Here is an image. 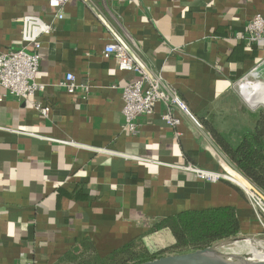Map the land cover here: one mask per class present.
Returning <instances> with one entry per match:
<instances>
[{"label":"crops","instance_id":"obj_1","mask_svg":"<svg viewBox=\"0 0 264 264\" xmlns=\"http://www.w3.org/2000/svg\"><path fill=\"white\" fill-rule=\"evenodd\" d=\"M50 1L0 0V54L23 48L26 15L54 28L41 39L37 81L45 89L34 98L49 116L12 96L0 103V264H55L84 241L101 257L139 237L149 249L147 241L166 238V248L172 233L153 227L189 210L230 206L243 234L261 233L235 185L180 168L235 174L203 125L177 111L173 129L158 104L137 119L136 135L125 128L122 90L138 75L120 71L104 48L122 37L199 121L226 135L243 131L258 109L237 88L264 61V42L251 41L247 28L264 19V0H66L62 8ZM68 73L89 87L86 97L60 86Z\"/></svg>","mask_w":264,"mask_h":264},{"label":"built area","instance_id":"obj_2","mask_svg":"<svg viewBox=\"0 0 264 264\" xmlns=\"http://www.w3.org/2000/svg\"><path fill=\"white\" fill-rule=\"evenodd\" d=\"M124 3L125 0H115ZM66 0H51L50 6L62 8ZM60 20L63 15L57 16ZM21 42L23 48L0 54V87L5 93H0V103L8 96L31 103L35 110L47 118L51 112L49 106H45L34 100L37 93L42 92L45 86L37 81L40 65L41 39L50 35L53 25L37 15H26L21 19ZM249 39L254 42H264V19L261 15L255 16L248 24ZM31 50V51H29ZM104 57L114 58L120 71L133 72L138 75L137 80L126 85L122 90L124 102L123 115L126 120L125 128L133 135L138 133L137 119L150 116L154 113L158 104L164 105L166 112L162 119L173 129L178 128L181 120L174 116L178 111L190 119V121L202 128L201 122L191 113L186 103L172 91L160 75L144 61L136 46L127 42L120 36L108 43L104 48ZM60 86L69 94L76 95L82 92L86 97L89 87L77 84L76 77L68 73ZM176 137H180L178 131ZM181 169L195 174L199 179L209 183L228 181L244 192L247 200L254 210L257 221L264 235V193L247 180L236 168H231L242 180L241 184L231 178L227 172H212L196 166L187 165ZM222 245V244H221ZM28 264H38L31 261Z\"/></svg>","mask_w":264,"mask_h":264},{"label":"trees","instance_id":"obj_3","mask_svg":"<svg viewBox=\"0 0 264 264\" xmlns=\"http://www.w3.org/2000/svg\"><path fill=\"white\" fill-rule=\"evenodd\" d=\"M249 116L252 119L251 127L229 135L217 130L208 120L200 122L235 168L264 193V110L250 113ZM160 230H169L175 243L154 252L148 248L143 237H139L101 257L93 243L84 241L70 249L55 264H140L163 256L205 250L238 240L244 226L235 208L227 206L189 210L161 219L152 232Z\"/></svg>","mask_w":264,"mask_h":264},{"label":"bare ground","instance_id":"obj_4","mask_svg":"<svg viewBox=\"0 0 264 264\" xmlns=\"http://www.w3.org/2000/svg\"><path fill=\"white\" fill-rule=\"evenodd\" d=\"M240 86H241V94L243 95L245 100L249 103V105L252 108H256L259 105H264V80L263 79L254 80L252 77H250L249 79L244 81L242 84H240ZM230 177L237 180L241 184L242 180L239 178L237 174H234ZM207 257L212 260L225 262L228 264H239L241 261H246L245 262L246 264L254 263V262L264 260V248L261 246L260 243H256V245H252L247 255V258H249L248 260H245L242 257L236 256V255L231 256V257L221 256L216 252L209 253Z\"/></svg>","mask_w":264,"mask_h":264},{"label":"rangeland","instance_id":"obj_5","mask_svg":"<svg viewBox=\"0 0 264 264\" xmlns=\"http://www.w3.org/2000/svg\"><path fill=\"white\" fill-rule=\"evenodd\" d=\"M237 93H238L239 97L244 101L245 105L248 108H252L249 105V103L245 100V98L243 97V95L241 94V87H238L237 88ZM259 106L260 107H257L255 109H258V110L263 109L264 110V105H259ZM240 191L243 193L244 197L247 199V197L244 194V192L242 190H240ZM147 242H148V244L150 246V250L151 251H154V252L155 251H158L160 249H163L168 244V243H166V238H163V237H159L155 241L154 240L153 241H150L149 240ZM256 243H260L261 246L264 248V235H262L261 233L242 234V236L238 240H231V241H227L225 243H222V245H218L217 246V251L220 254L225 255V256H228V257H231V256L236 255V256L242 257L245 260H248L249 258H247V255H248V253H249L252 245H256ZM245 262L246 261H241L239 264H246Z\"/></svg>","mask_w":264,"mask_h":264},{"label":"water","instance_id":"obj_6","mask_svg":"<svg viewBox=\"0 0 264 264\" xmlns=\"http://www.w3.org/2000/svg\"><path fill=\"white\" fill-rule=\"evenodd\" d=\"M251 77L254 80H264V61L254 69ZM212 252H216L221 256H225L217 251V247H213L195 252L163 256L161 258L140 264H228L208 258L207 255ZM247 264H264V260Z\"/></svg>","mask_w":264,"mask_h":264}]
</instances>
